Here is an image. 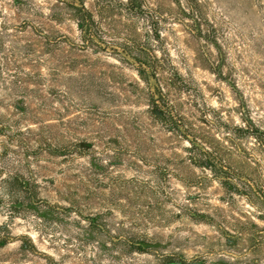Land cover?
<instances>
[{
    "label": "rangeland",
    "instance_id": "rangeland-1",
    "mask_svg": "<svg viewBox=\"0 0 264 264\" xmlns=\"http://www.w3.org/2000/svg\"><path fill=\"white\" fill-rule=\"evenodd\" d=\"M74 1L0 0V264H264V212L193 159L221 147L264 190V0H110L93 47ZM131 45L178 73L180 125L128 91Z\"/></svg>",
    "mask_w": 264,
    "mask_h": 264
},
{
    "label": "trees",
    "instance_id": "trees-1",
    "mask_svg": "<svg viewBox=\"0 0 264 264\" xmlns=\"http://www.w3.org/2000/svg\"><path fill=\"white\" fill-rule=\"evenodd\" d=\"M140 4L141 0H125L121 3V6L123 5L131 13H137L141 7ZM113 8L115 7L112 6L110 0H94L92 7H89L84 0H77L72 3L73 16L80 29V39L86 47H93L96 44L94 17L96 15L104 17L111 10H114ZM120 52H122L121 56L123 54V56L132 59L131 65L135 68L142 83V86L137 82L134 83V87L128 89V91L136 92L137 96L145 98L153 119L159 120L165 125H180L179 115L169 98V93L172 90L180 88V81L178 80V73L171 67L166 55L157 56L153 49L136 47L135 45L123 48ZM84 78L86 79V76ZM88 80L92 81L91 79ZM252 136L259 144L264 146V134L255 131ZM124 152L130 156V161L136 164H139V162L146 163L151 160L152 156L157 155L151 149V146L143 141H139L135 145L127 144L123 146L121 153ZM227 154L224 157L221 147L209 146L208 149L203 148L200 152H197L196 157L193 159L198 160L204 167L208 168L213 173L214 178L226 189L244 196L251 205L264 212V190L256 187L257 184L249 172L244 173L241 170L237 173H231L227 165L230 160L226 159V156H229V153ZM200 155L202 159H199ZM236 169L238 170V168ZM157 174L161 179L162 174ZM184 180L188 185L196 184V179L193 176L189 175ZM260 237L262 236L260 235Z\"/></svg>",
    "mask_w": 264,
    "mask_h": 264
}]
</instances>
